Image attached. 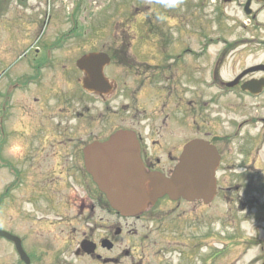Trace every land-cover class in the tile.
Here are the masks:
<instances>
[{"label": "flooded vegetation", "instance_id": "flooded-vegetation-1", "mask_svg": "<svg viewBox=\"0 0 264 264\" xmlns=\"http://www.w3.org/2000/svg\"><path fill=\"white\" fill-rule=\"evenodd\" d=\"M117 1L100 16L85 0H0V130L18 139L0 166L20 187L0 194V230L15 237L0 236V264H192L202 215L232 230L218 242L256 247L264 264V0L216 1L224 29L214 34L206 19L192 32L161 31L160 5L148 15L150 5ZM229 11L246 15L250 39H230ZM139 18L143 29L128 30ZM101 19L114 30H85ZM90 53L109 58L94 81L78 65ZM117 132L132 134L144 167L165 175L204 139L219 158L215 195L165 196L141 215H121L85 162L88 146Z\"/></svg>", "mask_w": 264, "mask_h": 264}, {"label": "water", "instance_id": "water-1", "mask_svg": "<svg viewBox=\"0 0 264 264\" xmlns=\"http://www.w3.org/2000/svg\"><path fill=\"white\" fill-rule=\"evenodd\" d=\"M100 57L90 54L79 62L91 81ZM217 164L215 149L199 139L186 147L180 164L170 176L148 171L140 160L135 137L126 132L116 133L109 141L86 149L87 169L110 204L125 216L144 212L165 195L208 202L215 193Z\"/></svg>", "mask_w": 264, "mask_h": 264}, {"label": "rangeland", "instance_id": "rangeland-1", "mask_svg": "<svg viewBox=\"0 0 264 264\" xmlns=\"http://www.w3.org/2000/svg\"><path fill=\"white\" fill-rule=\"evenodd\" d=\"M114 1V0H113ZM112 0H85V3L91 4L95 9L94 14L98 15H108L113 11L110 10L112 3H117L118 1ZM216 1L219 5L225 6L224 0H183V3L174 9H165L160 6L161 11L164 12L166 22H162L159 26V30L166 32H175V33H187L192 32V26H199L201 19H206L209 22V30L216 31L214 33L221 32L224 27L218 26L215 20L221 16V14L217 15L214 11ZM136 2H142L144 4L150 5V8H145V12L149 15L151 13L156 14V7L158 6L155 3V0H133V4ZM201 5V7H200ZM235 5L226 6L228 9L234 8ZM105 13V14H104ZM93 14V13H92ZM228 16L232 18L229 24V32L233 31L232 38L230 39H240L245 42L247 39H250L254 35L255 27H247L249 21L242 11L235 13L234 11H229ZM91 17V16H90ZM88 17V18H90ZM87 18V19H88ZM134 22V26L129 28L128 30H142V22L140 21ZM261 23H264V13L259 18ZM234 21L242 22V26L239 27H230V25L234 24ZM244 21L248 22L245 23ZM115 23L113 21H96L91 23H85V30L93 28L100 30H114ZM126 27V24H118V28L115 30H122ZM149 27L153 28V30H157V26L154 23H149ZM217 29V30H216ZM250 31V32H248ZM212 37L215 39V35ZM189 34H186L188 36ZM173 37L177 36V34H173ZM264 27L260 29V42L261 48H264ZM109 42V39L103 41ZM192 45H198V40L192 41ZM221 43L217 44L220 46ZM244 45V44H243ZM260 46V45H259ZM16 120V114H14L10 119H6L4 122V127L8 130L9 123L13 125ZM18 139L14 134L8 132H2L0 130V156H6L8 151L11 150L15 145ZM5 143V145H3ZM3 145V146H2ZM2 147V148H1ZM12 167V166H9ZM11 169V168H10ZM12 170V169H11ZM20 190L19 185L16 183L14 176L9 174L6 169L0 168V194L5 195V197L12 198L18 194ZM1 196V195H0ZM1 204L4 201L0 198ZM246 214L245 216H247ZM197 222L202 223L203 226L198 227L197 231L192 230V236H200L204 239L202 244H196L195 241H192V264H256L255 258L257 255L256 247H247L246 245L243 247L234 246L233 242H223L218 243L219 240L223 241L224 231H232L230 228H226L220 226V221L213 222L209 227L206 223L205 216H200ZM249 232L252 227V224H245L244 226ZM213 230V239L206 237L209 232ZM203 246V247H201ZM227 249V250H226ZM226 250V251H225ZM225 251V253H224ZM213 254L210 258L209 256ZM11 264V263H9Z\"/></svg>", "mask_w": 264, "mask_h": 264}, {"label": "clouds", "instance_id": "clouds-1", "mask_svg": "<svg viewBox=\"0 0 264 264\" xmlns=\"http://www.w3.org/2000/svg\"><path fill=\"white\" fill-rule=\"evenodd\" d=\"M155 3L165 9H174L178 8L183 3V0H155ZM161 19H163V17H161Z\"/></svg>", "mask_w": 264, "mask_h": 264}]
</instances>
